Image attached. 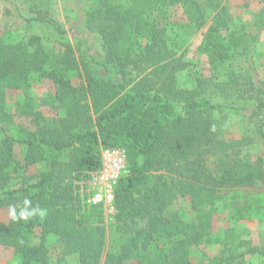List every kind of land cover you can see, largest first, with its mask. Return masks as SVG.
<instances>
[{"label": "trees", "instance_id": "16d2710c", "mask_svg": "<svg viewBox=\"0 0 264 264\" xmlns=\"http://www.w3.org/2000/svg\"><path fill=\"white\" fill-rule=\"evenodd\" d=\"M0 2V208L27 197L44 211L0 220L14 264H69V255L75 264H264V243L213 231L220 190L238 198L264 183V0L251 22L229 0H67L65 24L44 0ZM183 29L201 31L200 69L178 51ZM9 90L21 95L13 108ZM104 147L127 154L112 220L88 202ZM178 201L191 217L171 210ZM262 207L247 194L230 210L240 221ZM205 244L222 250L194 262Z\"/></svg>", "mask_w": 264, "mask_h": 264}, {"label": "rangeland", "instance_id": "374dc122", "mask_svg": "<svg viewBox=\"0 0 264 264\" xmlns=\"http://www.w3.org/2000/svg\"><path fill=\"white\" fill-rule=\"evenodd\" d=\"M67 2V0H65ZM64 0H44V5L49 11V16L59 24H65L67 6ZM231 5V11L234 13L238 21L242 22H251L254 19L255 11L259 8L258 0H229ZM5 5L0 2V28L3 25L2 22V13L4 11ZM180 12L175 10L172 12V20L179 19ZM183 34L184 40L180 43L179 52L184 51L185 59L191 61L192 63L197 64V69H200L204 64V57L199 55L196 52V47L201 41V31H196L194 33ZM187 30V31H186ZM169 34L173 35L175 32L172 31V28H168ZM260 40L257 45L258 56L261 60L264 59V27H262L260 34ZM46 88V83L39 85L36 89L37 93L43 92V89ZM21 99V95L18 91L9 90L8 91V102L9 105L13 108L14 103ZM16 122L26 123L22 116L17 115L15 117ZM227 125L229 128V136L238 137L241 132L240 125L237 123V118L234 115H229L227 120ZM256 151L263 157L264 163V146L258 145ZM234 188H226L219 191L221 198L218 200V210L213 217V231L218 235L226 230L227 228L233 229L234 236H238V239L251 242L252 244H261L264 243V207L253 212L250 219L235 221L233 218V211L230 210L233 204H241L247 194H250L254 197L261 198L264 203V183H257L250 187H241L238 188V198H234ZM228 206V207H227ZM177 210L178 212L191 217L193 212L189 209L188 205L184 201H178L171 207V210ZM10 216V209L7 207L0 208V220L6 222ZM111 214L105 210V217L107 220H110ZM52 239V238H51ZM36 242V238L33 239ZM222 250V246L219 244L211 245H201L198 248H193L191 251V259L194 262H199L204 258H211L217 255ZM60 249L55 245L50 248L49 254L53 259H56L60 253ZM253 260H251L252 262ZM66 262L69 264H75L77 262L76 255H69L66 257ZM17 263V259L13 254L11 248L0 246V264H14ZM133 264V263H131Z\"/></svg>", "mask_w": 264, "mask_h": 264}, {"label": "built area", "instance_id": "2783aa9c", "mask_svg": "<svg viewBox=\"0 0 264 264\" xmlns=\"http://www.w3.org/2000/svg\"><path fill=\"white\" fill-rule=\"evenodd\" d=\"M127 174L126 151L120 147L102 148L100 152V168L88 184L91 190L88 202L94 205L103 204L105 210L113 216L115 186L118 180Z\"/></svg>", "mask_w": 264, "mask_h": 264}, {"label": "clouds", "instance_id": "9594fccd", "mask_svg": "<svg viewBox=\"0 0 264 264\" xmlns=\"http://www.w3.org/2000/svg\"><path fill=\"white\" fill-rule=\"evenodd\" d=\"M43 216L44 211L38 205L33 206V202L25 197L17 205L11 207L10 216L12 221H28L34 216Z\"/></svg>", "mask_w": 264, "mask_h": 264}]
</instances>
